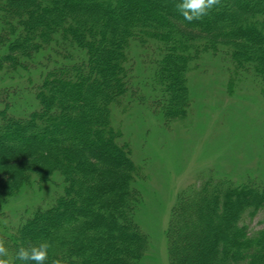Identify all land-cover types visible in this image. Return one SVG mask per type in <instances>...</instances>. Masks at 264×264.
I'll return each instance as SVG.
<instances>
[{"label":"trees","instance_id":"16d2710c","mask_svg":"<svg viewBox=\"0 0 264 264\" xmlns=\"http://www.w3.org/2000/svg\"><path fill=\"white\" fill-rule=\"evenodd\" d=\"M180 2L0 0V72L30 76L28 89H0V202L26 187L62 188L51 205L0 227L8 264L43 241L47 264H141L142 166L115 122L141 88L131 86L136 51L167 119L186 116L188 75L208 54L228 65L231 88L247 77L264 100V0H219L191 22ZM212 172L173 208L170 264H264V227L251 228L259 215L264 224V169L239 180Z\"/></svg>","mask_w":264,"mask_h":264},{"label":"rangeland","instance_id":"374dc122","mask_svg":"<svg viewBox=\"0 0 264 264\" xmlns=\"http://www.w3.org/2000/svg\"><path fill=\"white\" fill-rule=\"evenodd\" d=\"M139 53L140 50L133 54L138 63L134 65L136 78L131 86L141 88L127 99L128 109L126 103L117 109L115 122L131 144L135 162L142 166L143 178L137 180L141 202L136 221L148 237L149 248L141 264H170L167 231L180 194L199 186L212 171L234 180L263 171L264 100L247 77L237 80L231 88L228 65L208 54L188 75L191 101L186 116L167 119L154 106L156 98L151 96L158 92L154 93L152 67L141 65ZM27 73L10 78L0 72V89H28ZM39 75L33 71L32 79L39 80ZM28 91L20 101L24 106L30 104ZM61 192L58 184H48L41 190L26 187L0 202V216H5L0 219V227L17 226L34 209L51 205ZM261 220L259 215L251 228L264 227ZM205 244L203 239L196 247Z\"/></svg>","mask_w":264,"mask_h":264},{"label":"clouds","instance_id":"9594fccd","mask_svg":"<svg viewBox=\"0 0 264 264\" xmlns=\"http://www.w3.org/2000/svg\"><path fill=\"white\" fill-rule=\"evenodd\" d=\"M218 2L219 0H181L177 4V9L186 20L191 22L207 15ZM50 247L47 241L31 247H20L13 258L14 264H47ZM7 255V248L0 241V264H8L3 258Z\"/></svg>","mask_w":264,"mask_h":264}]
</instances>
